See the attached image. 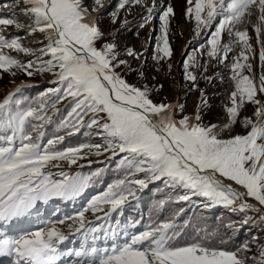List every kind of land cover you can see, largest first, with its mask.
<instances>
[{"label": "snow or ice", "instance_id": "obj_1", "mask_svg": "<svg viewBox=\"0 0 264 264\" xmlns=\"http://www.w3.org/2000/svg\"><path fill=\"white\" fill-rule=\"evenodd\" d=\"M94 2L100 4L101 0ZM23 3L28 6L24 9L25 14L33 19L34 27L29 25L31 32L38 30L45 33L48 43L39 50L41 56L36 60L40 63L29 61L25 64L4 55L3 49L25 54H31L30 50L21 46L18 37L6 39L0 36V69L7 72L15 67L29 76L33 71L52 72L56 76L53 83L59 85L51 90L56 102L71 97L72 107L67 115L75 117L73 127L81 124L84 116L91 114L88 127L98 126L102 130L106 147L84 144L58 149L56 145L63 141L62 136L42 143L44 133L37 132L33 136L26 130V125L31 120L46 121L50 118L38 115V110L30 106L21 109L20 101L13 99L15 92L0 102V141L5 145L0 146V257L9 258L7 264H59L61 261L64 264H244L243 258L235 252L212 248L204 239L176 243L180 233L172 223L150 226L145 231L127 236L122 243L115 242L116 230H112L113 244L110 247L96 246L100 237L94 234L99 228L86 227L85 212L89 209L94 213L103 211L100 205L110 204L111 209L106 213L110 215L128 196H134L131 188L125 194L122 188L124 181L109 187L102 196L94 197L88 208L75 216L49 222L38 230L19 229L13 222L38 216V203L47 204L53 198L71 200L82 193L89 178L79 175L68 177L61 172L64 178L53 180L52 173L45 169L53 161L57 162L55 167H59L61 161L75 164L78 159L85 158V148L96 149L95 155L103 154L100 151L102 147L113 155L117 154V150L125 153L121 165L147 172L155 179H165L166 184L190 190L193 195L207 197L213 203L231 205L236 200H243L242 194L217 179L219 174L243 187L248 197L264 206V101L257 99L258 93H264V74L259 77V84L252 77L242 74L241 70L245 67L249 71L252 69L251 64L240 63L241 59L248 61L246 52H251L252 47L247 32L235 30V24L253 4L258 3L260 20L264 21V0H187L186 15L195 19L197 27L201 24L209 27L216 21L208 41L211 45L207 53L209 57L219 62L227 59L231 44L221 48L225 31L244 45V51L231 64L235 91L231 94L232 106L227 112L235 123L239 109L247 102L257 106L254 111L256 120L245 117L243 126H250V130L228 139L218 137L214 132L215 125L198 123L201 120L199 110L194 117L197 123L187 116L175 120L172 110L182 106L157 105L148 97L146 89L129 85L117 74L115 69L126 62L117 59L113 44L97 48L103 33L92 20L83 0H23ZM172 14L173 8L168 6L160 16L163 46L157 47L164 57L172 55L167 37L168 18ZM12 24L13 20L0 18V25ZM255 31L259 38L260 28ZM127 54L133 55L132 50H127ZM44 56L50 58L43 60ZM259 60L264 66V47L260 50ZM184 67L187 70V62ZM187 78L193 82L196 80L190 73ZM52 107H55V102ZM44 108V97H41L39 110L42 112ZM68 123L66 119L61 126ZM41 127L42 124L31 125L33 131ZM17 138L20 141L18 147L15 146ZM131 183L147 186L144 179ZM180 199L188 200L189 196L184 195ZM250 207L246 203L240 205L241 210ZM261 219L264 220V216ZM66 220L78 224L74 231L73 225H68L69 232L80 234L78 247H60L69 241V236L57 225H64ZM256 264H264V249Z\"/></svg>", "mask_w": 264, "mask_h": 264}, {"label": "rangeland", "instance_id": "obj_2", "mask_svg": "<svg viewBox=\"0 0 264 264\" xmlns=\"http://www.w3.org/2000/svg\"><path fill=\"white\" fill-rule=\"evenodd\" d=\"M83 2L84 6L88 8L92 20L103 33V38L96 44L97 48L101 49L105 44L115 45L117 59L126 62L117 67L115 71L129 85L141 90L146 89L148 97L157 105L162 103L182 106L174 107L172 110L171 114L177 121L187 116L193 118V123H197L194 117L199 110L201 120L198 123L204 126L215 125L218 129L216 134L221 139H228L238 134L244 135L250 130V126L245 128L243 122L245 117L256 120L254 115L256 105L245 102L239 109L235 123L232 122L227 112V109L232 106L231 94L235 91L231 64L234 62V58H238L244 51V45L240 42L241 46H239L237 37L229 36L227 31L222 34L221 48L223 45L231 44V51L228 53L227 59L219 62L207 55L211 49L208 41L211 39V33L215 30L216 21H213L212 26L209 27H205L204 24L197 27L195 19L186 15L187 0H139V2L137 0H101L100 4H96L94 0H83ZM122 4L123 7H121ZM168 6L173 8V14L168 18L167 33L172 55L164 57L157 46H163L160 16ZM26 7L28 6L23 3V0H0V18L13 20L12 25H0V36H4L6 39L18 37L21 46L31 52V54H25L5 48L3 54L5 55L6 52L11 58L25 64L29 61L40 63L36 58L41 56L39 50L44 48L48 41L45 38V33L38 30L31 32L29 25L34 27L33 19L25 14ZM18 24L22 26L18 27ZM257 27L260 28L259 38L255 31ZM235 30L247 32L249 44L252 47L251 52H246L249 57L248 61L240 60V63L251 64L252 69L249 71L245 67L241 70L242 74L252 77L259 84V77L264 74V66L259 60L260 50L264 47V21L260 20L258 3L251 5L245 11L243 17L235 24ZM129 49L133 53L131 56L127 54ZM49 58L44 56L43 60ZM186 62L188 63L187 70L184 67ZM188 73L196 77L194 82L187 78ZM55 80L56 76L52 72L33 71V74L29 76L25 71L15 67L7 72L0 69V102L10 92H15L16 95L13 99L20 101L21 109L30 106L38 110V115L50 118L46 121L31 120V123L26 125V130L30 131L33 136H36L37 132L44 133L42 143L62 136L63 141L56 145L58 149L78 147L84 144H101L106 147L105 134L102 130L98 126L88 127L92 118L91 114L84 116L83 122L73 127L75 117L67 115L72 107L71 97L56 102V96L51 93L52 89L59 87L58 84L53 83ZM17 89H19L18 92ZM45 93L48 95L45 96ZM41 97H44L45 103L42 112L39 110ZM257 99L264 101V93H258ZM54 102L55 107L53 108ZM66 119L69 121L68 125L61 126L62 121ZM103 122L102 120L101 123ZM41 124L43 127L37 131L32 130L31 125ZM226 125L227 127H225ZM77 135L82 136V140L67 145L66 137ZM90 135L93 140H90ZM19 143L17 138L15 146L18 147ZM0 146H5L3 141H0ZM100 151L103 153L102 155H95L96 149L85 148L83 150L85 158L78 159L75 164L61 161L59 167H55L57 162L53 161L45 169L46 172L52 173L53 180L63 179L64 177L60 175L63 172L68 177L77 175L87 177L89 181L82 193L74 199L53 198L47 204L38 203L39 215L28 219L25 224L28 230L35 231L46 227L49 222L64 219L66 216H75L88 208L89 202L94 197L102 196L109 187L117 185L119 181H124L122 188L125 190V194H127L126 190L131 188L135 192L134 196H128L123 204L115 211L110 212V215H106L111 209L110 204L100 205L103 211L94 213L89 209L85 212L86 227L99 228V231L94 234L100 237L96 240V246L110 247L114 242L111 235L112 230H116L115 242L122 243L131 234L163 223H172L175 226V230L180 233L176 241L179 242L185 238L189 230L180 232L181 222L178 218L163 222L165 217L149 215L141 207L142 199L151 187L164 183L165 188L171 194L169 198H176L181 204H187L189 210H194L196 206L206 211L219 207L228 214L239 215L238 220L231 225L232 235L236 232L245 234L249 244L241 246L235 253L238 257L243 258L244 264H256V261L259 260L260 252L264 249V221L260 217L245 209L241 210L236 201L231 205L213 203L207 197L193 195L190 190L170 186L165 183V179H155L150 177L147 172H138L134 168L127 167L126 164L121 165V160L126 154L119 153L118 150L116 155H113L111 151H106L104 147ZM217 175L219 176V174ZM220 178L237 187L236 189L243 195V201L246 204L256 203L264 211V206L254 198L248 197L243 187L223 177ZM137 179H144L147 186L141 187L131 183ZM114 190L120 191L119 188H114ZM184 195H188L189 199H180ZM24 219L19 221H24ZM19 221L13 223L17 222L16 225L20 229L22 225ZM70 224L73 225V231L78 226L73 221L66 220L64 225H57V227L61 228L65 235L68 233L70 235L71 232L68 229ZM248 227L250 229L245 230ZM6 231L8 230L6 229ZM10 234L17 233L10 232ZM91 235L89 243H91ZM78 238L80 240L79 233L73 239L75 243L67 242L64 247L68 245L78 247ZM245 246H247V250H245Z\"/></svg>", "mask_w": 264, "mask_h": 264}, {"label": "trees", "instance_id": "obj_3", "mask_svg": "<svg viewBox=\"0 0 264 264\" xmlns=\"http://www.w3.org/2000/svg\"><path fill=\"white\" fill-rule=\"evenodd\" d=\"M82 138L80 135L68 136L65 142L67 145H72L82 140ZM89 138L93 140L91 135ZM170 196L171 194L165 188L164 183L153 186L142 199L141 207L149 215H158L160 218L165 217L163 222L178 218L181 222L180 232L183 230L189 231L183 240L176 243L186 244L204 239V242L212 248L231 252H236L241 246L249 244L248 237L245 234L236 232L232 235L231 225L238 220L239 215L228 214L219 207L206 211L196 206L194 210H189L187 204H181L176 198H169ZM249 229L248 227L245 230ZM249 234H251V231H249Z\"/></svg>", "mask_w": 264, "mask_h": 264}, {"label": "bare ground", "instance_id": "obj_4", "mask_svg": "<svg viewBox=\"0 0 264 264\" xmlns=\"http://www.w3.org/2000/svg\"><path fill=\"white\" fill-rule=\"evenodd\" d=\"M246 26V25H245ZM239 46L240 45V41H239ZM11 93V92H10ZM218 131L217 127L214 129V132L216 133ZM217 179H219L225 186H230L235 192H238L240 193L236 188L237 187H234L231 183H228L227 181L225 180H222L218 175H217ZM241 203H245L243 200L241 202V200H236V204L238 205H241ZM250 208H247L245 210L251 212V213H254L257 217H260L261 216H264V211H262L259 206L256 204V203H253V204H250ZM264 221V220H263Z\"/></svg>", "mask_w": 264, "mask_h": 264}, {"label": "water", "instance_id": "obj_5", "mask_svg": "<svg viewBox=\"0 0 264 264\" xmlns=\"http://www.w3.org/2000/svg\"><path fill=\"white\" fill-rule=\"evenodd\" d=\"M241 202H242V200H241Z\"/></svg>", "mask_w": 264, "mask_h": 264}]
</instances>
